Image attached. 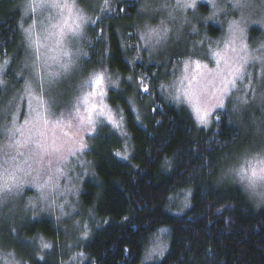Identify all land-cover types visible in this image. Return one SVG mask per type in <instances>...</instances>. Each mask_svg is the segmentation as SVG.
I'll use <instances>...</instances> for the list:
<instances>
[{"label":"trees","instance_id":"obj_1","mask_svg":"<svg viewBox=\"0 0 264 264\" xmlns=\"http://www.w3.org/2000/svg\"><path fill=\"white\" fill-rule=\"evenodd\" d=\"M22 8L23 0H0V63H8L4 81L14 90L22 86L15 72L26 55ZM198 11L209 10L200 4ZM140 13L136 0H107L87 31L85 74L106 67L131 77L109 90L108 102L122 111L132 152L122 158L124 138L105 122L96 126L85 153L95 177L85 180L81 202L102 222L79 247L82 264H142L151 237L163 227L168 249L149 264H264V205L255 207L240 186L220 179L224 154L243 138L242 125L224 109L209 128L200 127L186 107L164 95L162 84L176 75L172 70L186 53L134 60ZM207 32L221 35L211 24ZM258 32L252 28L249 38ZM7 97L0 86V104ZM184 190L190 191L189 205L178 211L170 199ZM6 234L7 247L29 264L64 263L62 235L50 219L25 222L15 237ZM38 235L50 240L51 249L38 254L29 247L26 241Z\"/></svg>","mask_w":264,"mask_h":264},{"label":"rangeland","instance_id":"obj_2","mask_svg":"<svg viewBox=\"0 0 264 264\" xmlns=\"http://www.w3.org/2000/svg\"><path fill=\"white\" fill-rule=\"evenodd\" d=\"M136 1L141 12V21L137 30L138 48L133 59H145L151 62L174 51L186 53L180 65L172 70V72L176 71V75L170 82L162 84V92L174 104L186 107L200 127L209 128L215 114L224 109L229 111L231 122L237 121L242 125L243 138L236 147L224 154L226 166L224 165L221 171L220 179L234 183L244 190L230 169L238 164V158L241 155L264 149V64L259 61L250 64L247 69L250 80L245 79L243 83L238 84L237 90H234L229 97L223 98L224 107L220 108L217 106L221 102L217 91L220 81L213 75L218 68V58L213 54L220 51L225 56L231 55L230 52L225 53L224 46L229 42L230 32L235 22L243 29V32L236 36L235 47L239 49L243 43H246L253 56L264 58V0H247V5L242 9L233 7L234 0H179V6L177 0ZM42 2L44 0H23L21 28L26 42V55L22 59L21 67L19 66L15 72L16 78L23 79L21 88L14 90V85H7L6 82L0 85L8 95L0 104V164L12 170L10 157L16 156L20 151L24 153V156H17V163L25 169L24 172L16 174L17 183L20 184L19 189L0 196V264H29L14 250L7 247L6 229L11 236L15 237L22 224L42 217L50 219L62 235L61 247L66 256L63 264H82L85 256L79 247L83 240L91 236L92 228L102 222L91 210H86L81 202L85 180L95 177L94 165L85 153L96 132V126L105 122L124 138L123 150L120 151L122 158L127 159L132 152L131 140L122 111L115 109L108 102L109 90L120 89L123 81L130 82L131 77H124L106 67L86 74L84 71L85 60L88 59L84 53L88 27L105 0H76L78 7L83 9L86 22L80 34L61 40L59 43L55 36L44 39L47 34L46 29L53 31L50 28L49 18L53 17L51 23L57 21L54 18L55 10L43 8ZM29 4L34 5L35 11L29 8ZM191 4L195 6L188 7ZM200 4L207 6L209 10L207 14H201L198 11ZM210 24L220 28L219 37L213 38L208 34L207 27ZM30 27L33 34L40 39L39 57L26 39L25 30ZM165 27L168 29L166 36L157 43L158 36L155 33L163 35ZM252 28L259 30L253 40L249 38ZM65 51L71 53L73 61V68L66 75L63 74L58 62L63 58ZM190 57L192 60H200L202 65H207L206 69H201L202 76L198 78L199 83L193 86L202 94L192 99L182 95V90L187 85L186 82L181 83L186 75L193 73L191 65L187 73L184 71V62ZM63 59L66 60V58ZM219 69L226 73L223 60L219 64ZM0 70H2L0 79L5 80L8 63H0ZM49 73L61 74L59 78L51 79ZM166 73L167 71L164 70L161 75L164 76ZM97 74L104 76V82L99 89L89 84ZM40 77L44 80L43 90L39 86ZM29 88L33 90L31 95L27 91ZM86 91L104 93L103 96L94 95L92 103L104 108L106 114L111 115L112 119L120 125L119 127L95 112L92 113L96 121L95 125H90L87 120L81 123L75 118L74 106L78 98ZM37 96L51 105L49 119H59L62 115L67 119L69 113L73 116L70 127L56 129L59 151L46 156L42 164H36L34 159H29L36 151L31 143H27V146L22 148L13 145L14 139L20 140L21 143L28 141L30 125L26 126L24 121L26 119L31 121V109L38 107ZM244 100L247 103L242 102ZM197 101L200 107L209 113L207 123H202L197 117L193 107ZM133 107L137 111L138 102H133ZM79 115H87L83 107ZM17 128L23 129L24 136L18 134L11 136ZM64 132H67L68 136H65ZM82 144L85 147L82 151L78 150ZM25 159H29L31 168L23 163ZM258 191H264V189H258ZM245 192L255 207L264 205L259 196ZM189 196V190L180 191L171 197L170 206H177L178 211L186 210L189 205ZM157 239L163 247V253L149 259L147 251ZM26 243L38 254L49 250L42 247L44 243L52 246L50 240L42 235ZM168 244L169 230L165 227L160 228L151 237L145 249L142 264L159 261L167 251Z\"/></svg>","mask_w":264,"mask_h":264},{"label":"snow or ice","instance_id":"obj_3","mask_svg":"<svg viewBox=\"0 0 264 264\" xmlns=\"http://www.w3.org/2000/svg\"><path fill=\"white\" fill-rule=\"evenodd\" d=\"M105 5L107 6V0H105ZM177 5L179 6V0H177ZM247 5V0H234L233 7L237 9H242ZM41 6L47 9H53L56 12V23H51L53 17L49 18L50 28L53 31H48L46 29V35L44 39H51L53 36L57 37V42L66 38L74 37L82 31L83 24L86 22V18L83 15V9L78 7L76 0H44ZM194 4L188 5V7H194ZM29 8L32 11H35L34 5L29 4ZM67 29V31H66ZM155 32V30H151ZM26 39L29 41L30 46L34 49L37 57H39V50L41 47L40 39L35 36L31 30H25ZM168 29L165 27L163 29V35L160 33H155L158 36L157 43L160 40H163L166 36ZM243 29L239 24L234 22L233 28L230 32L229 42L224 46L225 53L230 52L231 55L225 56L220 51H216L213 55L217 57V71L213 74L215 77L219 78L220 86L217 89L221 97V102L217 105L220 108L224 107L222 102L223 98L229 97L234 90H237L238 84L243 83L245 79L250 80V74L248 72V67L250 64H253L257 61L264 64V58L260 56H253L249 50V47L246 43H243L239 49L235 47L236 36L238 33H242ZM63 58H66L63 59ZM63 58L60 63V68L63 74H67L73 68V61L71 53L68 51L63 52ZM223 60L226 73L219 69V64ZM193 66V73L186 75L181 83L186 82V88L182 90V95L188 99L193 97H198L202 93L194 89V84H198V78L202 76L201 69H206L207 65H202L200 60H192L191 57L184 62V71L187 73L189 66ZM2 71V70H0ZM61 73H49L51 79L59 78ZM104 82V76L102 74H97L89 82L90 86L99 89ZM5 83L4 80L0 79V85ZM40 89L44 88L43 77H40L39 80ZM29 94H32V89H27ZM147 91V88L144 89ZM94 95L103 96L102 91L93 92L86 91L83 95L78 98L76 105L74 106V111L76 113L77 119L83 123L84 120H87L90 125H95L96 121L93 119L92 113H98L100 117H104L109 122L115 124L116 127L120 125L116 123L111 115L106 114L104 108L93 104L92 97ZM38 107L31 109L32 119L31 121L25 120L24 123L26 126L30 125L28 132V141L26 143H21L20 140L14 139L13 145L17 148L26 147L27 143H31L36 149L33 152L29 159H34L36 164H42L46 156H51L59 151L57 146L56 139V129L64 127H70L71 119L73 118L72 113H69L68 118L65 119L63 115L59 119H49L51 115V105L45 102L42 97L37 96ZM247 103L246 100L242 101ZM83 107L84 111L87 113L86 116H80V109ZM194 110L197 114L198 119L202 123H207V117L209 113L200 107L199 102L193 104ZM31 108V106H30ZM219 117H217L218 119ZM24 136L23 129L17 128L15 132L11 133V136L16 135ZM65 136H68L67 132H64ZM85 145H81L80 149L83 150ZM73 155L75 153H72ZM119 155V153H117ZM17 156H24L23 152L18 151L16 156L10 157L13 169L5 168L3 164H0V196H3L5 193H12L13 190L19 189L20 184L17 183V173L24 172L25 169L17 163ZM29 159L23 161L24 164L29 163ZM230 171L235 175L238 182L244 187L245 191L251 192L254 196H259L261 202H264V191H258V189H264V149L256 150L250 153H245L238 158V164L234 166ZM6 175V179H5ZM45 249H50L51 245L44 243L42 245ZM163 247L160 244L159 240L153 241V246L147 251V258H152L157 254L162 255ZM39 259L43 260V257Z\"/></svg>","mask_w":264,"mask_h":264}]
</instances>
